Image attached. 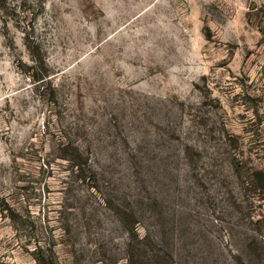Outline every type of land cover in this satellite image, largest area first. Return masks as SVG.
<instances>
[{
	"label": "rangeland",
	"instance_id": "rangeland-1",
	"mask_svg": "<svg viewBox=\"0 0 264 264\" xmlns=\"http://www.w3.org/2000/svg\"><path fill=\"white\" fill-rule=\"evenodd\" d=\"M0 264H264V0H0Z\"/></svg>",
	"mask_w": 264,
	"mask_h": 264
}]
</instances>
